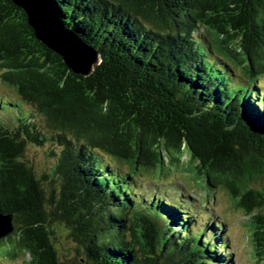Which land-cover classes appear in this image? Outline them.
<instances>
[{"label":"trees","instance_id":"obj_1","mask_svg":"<svg viewBox=\"0 0 264 264\" xmlns=\"http://www.w3.org/2000/svg\"><path fill=\"white\" fill-rule=\"evenodd\" d=\"M63 30L98 55L76 73L24 8L0 0V254L24 264H228L219 188L245 213L264 264V0H50ZM47 147L50 174L26 160ZM192 175L205 201L181 186ZM149 181V182H148ZM206 217V219L204 218ZM202 219V220H201ZM59 229L77 257L60 260Z\"/></svg>","mask_w":264,"mask_h":264},{"label":"rangeland","instance_id":"obj_2","mask_svg":"<svg viewBox=\"0 0 264 264\" xmlns=\"http://www.w3.org/2000/svg\"><path fill=\"white\" fill-rule=\"evenodd\" d=\"M264 85V79L262 80ZM0 98L9 99L18 102L22 105L25 112H32L38 124L44 126L43 119L37 115V111L21 100L17 92L0 81ZM8 108L0 109V118L4 119V125L14 130V123L8 113ZM26 160L34 167L39 174H50L53 170L54 158H51L47 147H37L28 145L26 150ZM149 182V181H148ZM160 185L156 186L155 182L146 183L147 190H155L156 192L163 190H171L181 186L185 191L191 194L194 199L205 201V193L202 190V185L194 179L192 175L177 172L175 178H168L166 181H159ZM214 199L208 204L213 207V213L216 217L225 223V234L229 236L227 257L228 264H260L258 257L255 254L253 243L251 242V227L249 219L245 213L234 207V201L229 193L219 188L215 191ZM206 219V217H204ZM202 220V219H201ZM55 247L58 255L63 262H72L77 257V250L74 243L68 240L67 233L63 229H59L55 241ZM0 264H24L23 260H12L0 254Z\"/></svg>","mask_w":264,"mask_h":264},{"label":"water","instance_id":"obj_3","mask_svg":"<svg viewBox=\"0 0 264 264\" xmlns=\"http://www.w3.org/2000/svg\"><path fill=\"white\" fill-rule=\"evenodd\" d=\"M26 10L29 22L35 28L37 36L52 49L59 52L67 65L76 73L88 74L98 63V55L80 44L65 32L56 20L50 0H13ZM56 18V19H55ZM14 231L12 217L0 213V240Z\"/></svg>","mask_w":264,"mask_h":264}]
</instances>
